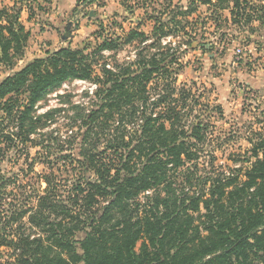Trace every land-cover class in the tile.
<instances>
[{
	"label": "trees",
	"instance_id": "trees-1",
	"mask_svg": "<svg viewBox=\"0 0 264 264\" xmlns=\"http://www.w3.org/2000/svg\"><path fill=\"white\" fill-rule=\"evenodd\" d=\"M216 1H231L230 13L243 16L239 0ZM166 11L157 12L150 36L135 29L125 32L124 41L139 48L135 60L117 66L118 70L103 65L100 75L95 74L88 54L66 43L0 82V124L15 129L9 133L15 139L12 144L31 141L36 122L52 111L33 116L37 104L64 82L76 79L97 85V102L87 114L79 141L87 140L95 129L92 123L104 113L105 121L116 120L115 128H122L111 145L116 149L128 144L116 163L106 165L78 142L72 148L82 158L76 159L75 180L70 186L61 184L51 167L38 174L26 210L6 202L9 182L0 176V247L11 249L3 264H264V134L250 139L253 160L241 178V168L232 176L217 171L201 179L206 189L189 192L191 181L200 180L191 168L197 167L209 123L200 114L185 119L188 94L183 88L177 91L169 77L177 54L162 38L184 31L176 15L188 10L169 12L163 22L160 15ZM202 27L198 23V29ZM29 35L19 12L1 7L0 63L14 66ZM200 37L195 33L187 45L195 47ZM117 40L104 41L98 49L114 47ZM152 79L155 97L149 102L147 86ZM175 91L178 97L173 96ZM138 120L139 132L130 148L124 130ZM127 138L131 140L130 134ZM134 156L144 158L136 171L130 164ZM180 167L189 186L178 193L172 179ZM152 188L155 192L140 213L141 204L134 199ZM107 196L108 203L97 207L99 198ZM24 213L32 231L21 228Z\"/></svg>",
	"mask_w": 264,
	"mask_h": 264
},
{
	"label": "rangeland",
	"instance_id": "rangeland-1",
	"mask_svg": "<svg viewBox=\"0 0 264 264\" xmlns=\"http://www.w3.org/2000/svg\"><path fill=\"white\" fill-rule=\"evenodd\" d=\"M40 1L0 0V8L7 6L18 11L20 18L30 15V23L25 25L30 35L23 55L16 58L11 68L0 63V82L34 58L44 57L66 43L88 54L87 60L95 74L100 75L99 69L103 65L118 70L117 66L135 60L139 48L136 43L124 41L125 32L135 29L150 36L159 10L167 9L160 15L163 22L169 12L178 8L188 10L176 15L184 31L162 40L163 43L169 41L167 49L177 54V63L172 65L169 77L175 80L177 91L183 88L188 94L185 110L189 111L185 119L192 120L200 114L209 123L197 167L191 168L200 180L191 181L193 185L189 192L206 189L201 179L217 171L232 176L241 168V178L243 170L253 160L250 139L264 134V0H239V9L244 8L241 19L236 12L230 13L234 5L231 1L219 4L212 0L206 4L203 0H96L94 4H88L84 0H75L74 9L60 17L59 22V10L53 7L55 1ZM55 3L71 4L72 1L56 0ZM90 11L93 12L91 16ZM200 22L202 29H198ZM195 33L201 37L198 44L190 48L186 42ZM116 37L119 39L114 42L117 45L98 49L104 41ZM152 84L153 79L147 86L149 102L155 97ZM96 87L94 81L71 80L40 101L33 116L52 111L36 122L35 131L29 135L31 141L26 144L20 141L12 144L15 139L9 133L15 129L6 123L0 124V176L5 175L9 182L6 188L10 192L6 197L8 204L26 210L28 194L38 183L37 175L47 173L50 167L61 184L70 186L78 173L76 159L82 160L72 149L78 142L95 161L106 165L116 163L120 154H124L128 144L118 145L115 149L111 142L122 128H115L116 120L105 121L104 113L92 123L95 129L87 140L79 141V133L87 127V114L97 102ZM177 91L174 97H178ZM21 99L25 100L24 96ZM139 124L140 120L124 130L125 143H129L130 148L135 144ZM129 134L131 140L126 141ZM143 161V157L134 156L130 164L136 171ZM183 171V167L178 168L172 179L178 193L188 190L189 186L182 176ZM159 189L162 191V187ZM154 192L153 188L147 189L134 199L141 204L140 213ZM99 199L97 207L108 203L109 196ZM27 216L23 214L21 228L29 232L32 230ZM139 245L140 241L136 250ZM10 255L11 249L0 247V264Z\"/></svg>",
	"mask_w": 264,
	"mask_h": 264
},
{
	"label": "crops",
	"instance_id": "crops-1",
	"mask_svg": "<svg viewBox=\"0 0 264 264\" xmlns=\"http://www.w3.org/2000/svg\"><path fill=\"white\" fill-rule=\"evenodd\" d=\"M36 1L41 2L40 0H36ZM48 1H49V3H51L52 1H55V2H56V0H48ZM71 1H72L71 4H56V3L54 2V6H53L54 9L59 10V12H57V13L60 15L59 18H58V22L60 21V17L65 16V15L68 13V11H70L71 9H72V10L74 9V4H75L76 2H75V0H71ZM95 1H96V0H93L92 3H88V4H94ZM25 6H26V5H25ZM22 13L25 14V13H24V10H23ZM20 20L22 21V23H23L24 26L26 25V23H30V22H29L30 18L28 19V14H27V18L23 17V18H20ZM25 27H26V26H25ZM26 28H27V27H26Z\"/></svg>",
	"mask_w": 264,
	"mask_h": 264
},
{
	"label": "water",
	"instance_id": "water-1",
	"mask_svg": "<svg viewBox=\"0 0 264 264\" xmlns=\"http://www.w3.org/2000/svg\"><path fill=\"white\" fill-rule=\"evenodd\" d=\"M89 15H90V16H91V15H93V12H92V11H90V12H89Z\"/></svg>",
	"mask_w": 264,
	"mask_h": 264
}]
</instances>
